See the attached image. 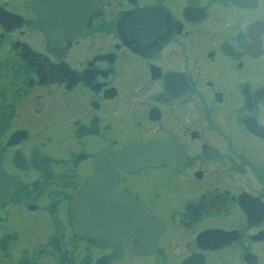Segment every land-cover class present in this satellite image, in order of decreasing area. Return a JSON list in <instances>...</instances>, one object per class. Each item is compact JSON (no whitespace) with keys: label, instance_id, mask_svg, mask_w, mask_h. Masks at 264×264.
Here are the masks:
<instances>
[{"label":"flooded vegetation","instance_id":"flooded-vegetation-1","mask_svg":"<svg viewBox=\"0 0 264 264\" xmlns=\"http://www.w3.org/2000/svg\"><path fill=\"white\" fill-rule=\"evenodd\" d=\"M63 3L0 0V264H264V0Z\"/></svg>","mask_w":264,"mask_h":264},{"label":"water","instance_id":"water-1","mask_svg":"<svg viewBox=\"0 0 264 264\" xmlns=\"http://www.w3.org/2000/svg\"><path fill=\"white\" fill-rule=\"evenodd\" d=\"M46 1L48 2L49 14L51 15L50 22L55 28H58L59 25L61 26L66 20L71 21V16L73 17L78 12L74 11L73 4H64L63 2H66V0H33L34 4L38 6ZM164 159V155L160 153L157 145L149 143L125 147L114 153L110 163L97 164V173L83 182L75 194L76 229L85 233H90L94 228L102 229L91 224L92 207L95 199H97L98 205L99 199H107L108 194H110L111 181L113 182L116 177L114 167L134 170L141 166L159 164ZM100 203L102 204V202ZM145 220H152L147 212Z\"/></svg>","mask_w":264,"mask_h":264}]
</instances>
